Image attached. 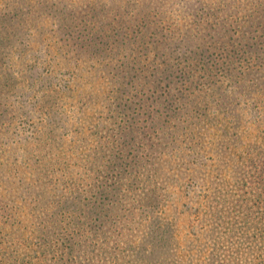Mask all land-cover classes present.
Instances as JSON below:
<instances>
[{"label":"trees","instance_id":"1","mask_svg":"<svg viewBox=\"0 0 264 264\" xmlns=\"http://www.w3.org/2000/svg\"><path fill=\"white\" fill-rule=\"evenodd\" d=\"M203 1L179 0L182 13L176 16L198 23L207 18L206 28L215 32L219 15L236 1ZM249 1L264 11V0ZM117 2L113 16L122 12L123 19L114 27L107 4L99 1L78 8L74 3L70 11L62 0H0V57L23 43L34 7L38 14H53L52 28L63 40L60 56L66 64L72 61L76 83L90 87L79 93L85 91L84 109L77 113L84 117L94 109L92 119L84 118L92 127L93 147L86 153L88 138L76 139L72 150L81 159L54 165L56 174L85 181L82 190L56 196L30 182L27 193L15 196L6 192L0 175V264H264V166L242 162L251 158L248 145L224 122L234 100L224 94L215 108L212 94L219 74L244 80L248 92H264V66L221 65L213 45L202 50L189 42L177 56L168 52L170 62L168 57L164 62L167 43L151 45L160 33L159 16L165 18L162 5L174 6L167 0ZM126 16L136 23L127 38ZM82 29L87 37L78 32ZM218 35L205 37L213 43ZM110 41L119 48L133 46L109 50ZM29 70L30 79L39 77ZM0 78L3 98L16 82L7 73ZM5 101H0L4 114ZM35 104L31 109H42ZM192 182L208 193L191 194ZM179 190L187 192L178 195ZM183 208L198 213L209 232L181 244L167 216L169 209L180 216Z\"/></svg>","mask_w":264,"mask_h":264},{"label":"rangeland","instance_id":"2","mask_svg":"<svg viewBox=\"0 0 264 264\" xmlns=\"http://www.w3.org/2000/svg\"><path fill=\"white\" fill-rule=\"evenodd\" d=\"M97 1L107 4L108 15H112L108 23L117 27L118 20L123 19L122 12L117 15V18L113 16V13L119 11L117 1L124 3L127 0H62V4L72 11L74 3L78 8L84 3L94 4ZM172 1L167 0L168 4L173 5L174 8L169 7L168 10H165L164 5L161 7V14L165 18L163 20L161 15L159 16L161 18L158 19V23L161 24L160 33L155 37L154 44L151 45H155L157 41L167 43L168 51L163 50L162 60L164 62H166L168 52L173 51L172 57L177 56L182 52L184 44L188 47L189 42L190 47L198 46L202 50H206L204 44L206 47L213 45L221 65L230 61L233 67L238 68L264 66V11L259 10L262 8L257 6V2L235 0L236 4L231 6L229 12L219 15L218 27L215 32H212L206 28L209 22L207 18L200 23L196 22L198 20H194L193 17L182 16L183 20H181L180 16H176L180 15V12L182 13L181 4L179 0H177L178 4L177 2L172 3ZM205 1L211 3L216 0ZM47 4L51 3L47 2ZM114 8H116V12ZM38 13V7H34V11L28 17L30 22L26 24L29 25V33L25 36L23 43L20 45L14 43L0 57V77L7 73L12 75L16 82L14 90L5 93L3 98L0 96V101L6 98L5 103L8 105L6 114L0 110V114L2 113L0 116V173L2 174L0 175L4 179L3 187L6 188V192L14 193L15 196L18 193H27V187L31 186L30 182L51 191L56 196L65 195L67 192L72 193L74 189L82 190L86 186L85 181H82L83 184H81V180L72 178V175L56 174L57 170H54V165L81 159V153L72 150V146L79 144V141H75L76 139L88 138V144L83 150L86 153L93 147L89 141L92 127L86 123L84 118L92 119L91 110L94 109L90 107L84 117H81L76 110L84 109L80 99H84L85 91L83 90V95L79 96L84 87L83 82L76 83L79 81L73 79L75 76H72V61L66 64L59 54L63 49V40L58 36L55 28H52L55 21L53 14L51 16L45 12ZM124 19L125 26L131 27L130 30L128 29L127 38L129 35L133 36L132 29L136 23L132 17L126 16ZM71 20L74 21L72 17ZM78 32L83 37H87L89 33L85 29ZM206 33L219 34L218 40L211 43L205 37ZM131 42L132 40L130 44ZM130 47L127 45L124 48H119L114 45L113 41H110L107 49L125 50ZM134 47L137 49L139 46L134 44ZM229 53L233 56L232 59L225 57ZM121 59L126 61L123 56ZM167 59L170 62L169 57ZM173 62L177 64L176 62L179 60L175 59ZM29 67L38 71V78L30 79V75L34 72L30 74ZM105 78L106 76L94 81V85ZM43 79H46V82ZM214 79V93L212 92V94L216 101L215 108L222 105L224 94L227 95V98L234 100L232 107L228 108V113H225L224 122L225 128L233 130V133L241 138L244 146L248 145L251 158L243 159L242 162L253 161L259 164L258 168L259 166L260 169L263 168L264 92L258 90L252 93L248 92L244 80L238 83L236 78L226 77L224 74H219ZM247 83H251V81ZM40 84H42V89ZM86 85L90 86L87 83ZM1 87L0 85V90ZM84 89L89 91L90 87L85 86ZM91 92L96 95L99 90L94 88L91 89ZM36 102L38 104H35ZM34 104L36 108L41 105L42 109L39 111L31 109ZM79 119H81V124L76 123ZM230 121L232 123L227 125ZM78 164H80V168L85 167L83 160H79ZM23 182L26 186H23ZM22 186L26 187L23 192ZM189 186L193 195H201L199 191L203 194L208 193L207 189L200 190V186L196 183L192 182ZM179 191L178 195L187 192ZM201 201H203L202 198ZM175 204L182 207L180 203ZM186 209L183 208L180 211V216L174 210L169 209L167 216V222H170L171 226L176 229V241L181 244H184L185 238L198 239L205 230L209 232L205 225L199 222L200 219L195 217L198 213Z\"/></svg>","mask_w":264,"mask_h":264}]
</instances>
